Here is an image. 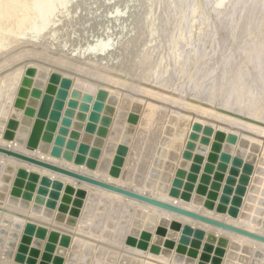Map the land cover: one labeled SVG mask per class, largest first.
<instances>
[{"label": "bare ground", "instance_id": "6f19581e", "mask_svg": "<svg viewBox=\"0 0 264 264\" xmlns=\"http://www.w3.org/2000/svg\"><path fill=\"white\" fill-rule=\"evenodd\" d=\"M74 1L75 0H0V55L7 53L8 55L10 53L14 54V51L12 52L10 50H14L16 47H19L25 43L27 45L28 43L29 45H39L42 49L41 52L32 51L31 53H28L27 51L24 52L25 49H21L23 52L16 55H5L6 57L8 56L7 58L5 57V59H3L4 57H0V59H3L2 61L0 60V71L7 70L9 66L16 63L19 59L21 60L23 57L30 56V60H37L46 65H52L74 74H83V77L75 75L73 76L69 73H67V75L65 72H61L57 68L54 69L45 65L44 67L41 64L34 63V61L33 63H28L29 66L37 67V70H39L38 68L42 69L41 67H44L43 69L48 70L49 73L58 72L60 73L61 77H69L73 80V82H78V87L80 89H78V92H74L75 94L73 96L75 99H77L76 97L78 94V101L76 102H78L82 107L86 106V102L89 101V98L93 96L92 94L98 88L106 90V92L109 94L114 92L113 90L115 89L112 90L114 87L123 89L121 91L126 90V93L119 92L118 94L120 96H124L122 102L126 101L124 102V105L128 104L127 112L133 110L137 113H140L137 111V109H139V105L143 107L142 115L140 114V119L138 123H136L138 124L137 128L135 127L136 129H133L136 119L130 118V114L127 120L122 119V122H114L115 126H109L108 131L111 130L108 132L110 137H107L106 135L107 140H104V142H118L119 135H121V138L119 139L120 142L124 141L126 143L129 141L128 147L130 148H128L127 159H124L127 154L124 153L123 150H121L119 147L115 148V146H113V150H110V153H106V156L102 155L101 157L100 155L98 158L100 160H97L96 164L92 165L90 163L92 159L76 161L75 157L77 155H74L73 152L71 153L70 158L64 157V155L61 154V151L59 152L60 154L53 153L50 147H48L46 143L39 139H36L37 141L35 142L34 140L30 141V137L29 139H27L28 137L24 138L25 135L24 132H22L23 126H20L18 129H16L17 126H15V123H13L15 127L13 126L12 130H9L10 133L8 132L6 134V128L4 127L5 130L1 134L3 139L0 137V147L34 158L41 162L52 164L65 170L84 175L116 188L158 200L160 202H165L167 204L194 212L218 222H222L224 224L264 236V61L261 65L258 63L259 67H255L257 63L256 60H260L264 54L261 52V48L264 47V39H262V43V40H260V37L264 36L259 37L258 35L260 32H257L258 35L256 34L257 38H260L257 39V42L261 44L256 45V39L253 43L249 38V41L246 39L248 44L243 43L247 45V48L244 49L245 57L243 56L244 58H241L244 60L250 59L254 63L256 62L255 66L254 64L252 65V69L246 71L245 67L248 65L245 64V62H243L244 65H241L242 60L240 61V59L237 58L238 49L240 46L241 48L245 46L243 45L242 47L240 41L249 36L254 39L256 36L254 34L253 36L249 31L247 32V28L241 29L239 31L237 30V32L233 34L224 33L227 32L225 31L227 29L231 30L232 27H230L231 25L228 26V23L230 20H233V18L238 21L244 20L245 24V20L248 19V16L249 19L251 17V11L253 10L251 9V6L244 5L245 7L237 9L232 8V2L234 1L236 3H241L242 0H217L212 7L206 8L205 5L208 0H194L192 7L188 9L189 4L187 5L188 2L186 3L184 0V3L187 5V7L184 8L185 10L186 8L189 10L190 18L185 20V10L178 12V10L175 9V6L174 9L176 12L174 13V20L172 19L175 21L172 22L173 25L175 24V27L170 25L171 30L174 29V31H170V33H164V31H166V21H164V17L166 16L163 17V21L161 23L156 24L154 22L153 18L156 17V14L155 17H153V14L155 12L157 13L160 9L157 11H146V21L140 26L144 41L142 43V47L135 53L131 52L132 47L130 46L138 41L136 36L133 34H128V32L119 31L121 32V37L119 34V39L118 37L116 40L114 38L111 39V36L104 37L103 39L98 38L95 40V42H93V44L81 49L78 48V51H74L75 54L73 52L72 54H69V52L66 53L64 46L53 43L54 39L58 36L56 27L63 26L61 25V22L60 24H56L53 18L56 13L65 9V7L69 4L79 2V0L76 2ZM163 1L164 0L161 2ZM167 1L165 2L169 4L163 8V12L171 13L172 8L170 7L172 6L169 7V5L172 3H170L169 0ZM173 1L176 3V0ZM155 2H157V0ZM253 2L255 3V1ZM242 4L243 2L241 5ZM176 5L178 4L176 3ZM248 6H250V8H248ZM140 10V8H131V5L125 9L123 6L121 11L112 9L111 17H114L113 19L115 20L124 19L125 21H128L140 14ZM258 10L261 9L258 7ZM261 11L262 14L259 16L256 15L257 10L256 13H254V17L256 15L255 18L258 17L260 19L261 17V20H259L257 26H254L256 29H259L258 27L264 25V7H262ZM249 12L250 15L247 16V13ZM252 12H254V10ZM162 14L163 13L161 12L160 15L162 16ZM73 17L74 14H72L69 18H65L64 23H69L75 19V17ZM94 18L92 19L94 20ZM158 20L162 19L160 18ZM219 20H221V22ZM255 21L257 20L255 19ZM250 22L253 21L251 20ZM250 22L248 21L247 24ZM55 24L57 26H55ZM69 25L71 24H68V26ZM241 26L242 25H238L240 28ZM251 27L252 26H250V29L253 31L255 28L253 29V27ZM149 28L150 30L148 31L147 29ZM153 29L158 31L156 36L154 38H151V36L148 37V35L152 33L151 30ZM167 29L170 30L169 28ZM256 29L254 32L258 31ZM262 29L264 30V27ZM72 38L69 39L71 40ZM250 41L251 44H254L252 46L250 45L251 47L248 46ZM123 48L124 51L122 50ZM55 50L58 51L57 57H51L49 56L50 54L47 55L48 53L54 52ZM43 51H45L47 54L45 52L42 53ZM114 53L115 59H109V56L112 57V54ZM66 54L73 60L67 57ZM123 54L125 55V59L120 57ZM226 54L228 55L225 56ZM64 55L67 58H63L62 56ZM119 57L123 58L125 61ZM225 57L228 59L229 63L232 61L233 62L223 67L224 65H222V63L225 60ZM119 59L123 61L121 62ZM230 59L232 60L231 62ZM235 59H237V61ZM70 60H76L84 64L87 63L91 66H97L101 70L100 72H96L95 70L88 69L86 66L82 67V64H74ZM17 67L15 69L12 68V71L9 70V72H5L4 76H0V88L1 85L6 87V85L1 84V80L3 78L9 79V76H13V74L20 71ZM17 74L19 73H16L15 75ZM118 75L121 76L118 77ZM92 78H95L97 81L104 82L105 84H108V86H104L100 83H94L92 82ZM208 78L209 80L206 82ZM14 79H16V77H14ZM11 80L12 82L14 81L12 77L10 81ZM147 83L152 84V86L148 87ZM10 85L11 83H9V86ZM13 88L14 86L12 87V90ZM161 88H167V90L164 92L159 91ZM247 89H253V95ZM9 90H11V88L8 89L7 92H9ZM15 90V92H17V89ZM223 90L224 95H220ZM1 91L2 90L0 89V92ZM245 91L247 94L249 92L250 96L252 95V98L250 97L251 99L248 98L249 94L248 96L245 94L249 100H245V98H243ZM11 92L12 91H10L9 94H11ZM129 92L133 94H130ZM2 94L3 93H1V95ZM114 94H116V92ZM142 97H146L148 100H144ZM3 99L4 98H2L1 101H3ZM72 99L74 98L72 97ZM192 99H197V102H193ZM131 100H135V102H137L139 105L135 104ZM90 101L92 102V100ZM157 102H160L162 105L158 104ZM205 102L209 103L206 104ZM91 104H89L90 109L92 106ZM103 104H101V106L98 108V112H100L102 115L106 110V107ZM165 104H169L177 108L174 111L169 110V112H172L173 114L170 113L167 115L169 116V125L176 128H170V130L174 129V133L172 134L168 143L161 144L163 151H161V153L157 152V158L155 157V159L154 156L156 152L154 151L152 159L148 161V155L140 153V146L138 145L139 141H137L135 137H125L123 134L130 133L132 132L131 130H134V136H138L143 132L150 131L151 127L156 124L153 123L154 117H166L167 113L165 110L167 109L163 106ZM117 106H115V112L117 111ZM5 109L7 108H4V110ZM90 109H88V111ZM10 115L8 116L10 117ZM121 116L123 118L124 115L121 113ZM144 117L148 119H143ZM129 118L132 120H129ZM102 119L103 118H99L98 121H95L97 125L96 128H99L100 123L102 124ZM6 120L7 119L5 117V121ZM72 120H74V118ZM125 121H130L132 125ZM19 122H21V124L27 125L24 118L17 120V123ZM77 122L79 121L77 120ZM192 122H196L197 124L199 123L203 128L210 126L213 128V131H224V136L227 137V143H225V146L229 151H232V155L237 151L240 152L243 160L250 161V165L248 167L251 170L249 174V181L245 187V192L242 195L240 205L235 207L233 203L234 198L239 192L238 189L240 186V179L238 175H235L236 171L233 173V170L229 171V168H227V171L219 178L220 181L218 183L217 192H215L216 196H213L214 199L212 200V206L208 205L206 200H200L197 198L195 192L191 191V187L198 184L199 178L202 174L201 172L207 167V163L204 164L205 161L204 163H201L199 167H197V170H195V172H197L195 174L192 173L194 170L192 171L190 169L192 172H189L187 171L188 167H186L184 170L185 173L182 172V174H185V176L183 180L184 182L181 185H179V181L177 179H174V171H176L177 167L182 163L181 154L184 148L189 146L194 151L204 152L205 150H208L212 140V136H210L207 139L209 142L199 141L196 142V146L189 145V123L190 126H192ZM85 123L86 120L83 125H85ZM88 127L86 129H88ZM98 128L97 130L94 129L93 134H90L84 126V130L82 129L83 133H79L80 138L85 139L89 144L88 148L91 146V151L89 154L92 156V158H95V154L92 155V153H94L93 149L96 146L100 147L99 142H97V137H95L99 133ZM56 134L54 133V135ZM58 138H61V136H58ZM93 142L94 145L92 144ZM39 150H42L43 152ZM121 158L123 160L118 164V161ZM83 159H86V157L83 156ZM145 161L148 163L146 166L148 171L146 174L142 175V167L145 166ZM0 162L4 165V173L9 175L12 181L16 178L17 170L24 169L28 172L37 173L40 177L47 176L52 181H60L62 183L61 194H63L64 186L66 185H71L75 187V189L84 191L85 195L83 198V206L80 208L81 214L79 213L80 218L78 219V216L74 220L71 219V221L66 219L67 215H65V217H56L57 210L56 212L52 211L45 213L44 210H46V208L43 201L45 200V197L38 195L36 190L33 192L23 191L20 196L15 197L12 196L8 190L4 194L3 201H0V218H3V221L8 219L9 226L12 224V226H15L17 223H20L22 226L25 224L28 226H34L38 229H46L48 232L52 231L53 233H56L58 240L69 238L71 246H69L67 252L75 247V249L78 248L83 251L91 249L92 251L96 252L97 250L102 254L103 260L106 261H111L113 259L118 260L120 257L122 260L123 258L129 259L130 256H134L140 259L142 264H195V259L197 258L198 254L195 257H192L193 259L191 258L193 262H189V253H186L185 255H178L174 248V244H177L176 241H178L177 239L181 235L183 226L188 225L190 228V236L195 230H202L204 233L201 243V246L203 245L202 254H205V244L210 246V248L212 247L209 251L212 252L213 248L217 250L215 252L217 254L212 257V264H241V262L238 261V257H233L231 260H229L227 257L228 253L232 252L236 254L237 251L249 250L252 253H261L264 259V242H260L230 230L222 229L199 220L183 216L176 212L149 204L133 197H129L114 190H109L88 182L79 181L49 169L7 156L3 153H0ZM116 164H118L120 171L118 172V175H113L109 171V168ZM123 166L125 171L122 173V177H119L121 173V167ZM229 166L230 165L228 164V167ZM228 172L230 173L228 174ZM232 176L235 177L234 183H231L234 191L231 195L226 197L227 211L224 213H219L216 211V206L220 203V198H222V188L226 184L227 179ZM3 179L2 177L0 178V188H2L4 186L3 184H5V179ZM12 181L8 188L11 187ZM208 185L211 187L210 184ZM210 194L211 193H209V195ZM196 198L198 200H196ZM233 207H235L236 211L232 209ZM137 208H141L143 210H136ZM134 210H136V213L139 217L133 221L134 226L131 230V237H129L128 240L133 243L135 240H133L132 236L138 237L139 234L146 229L153 232L152 234L155 236V238L153 236L155 240L157 239V232L159 230L162 231L166 229L168 233H165L166 235L159 239L160 242L156 241V247L158 246L157 248L159 251L153 250V246L148 247L145 251H143L124 244V239L126 234H128L127 232L131 225L130 223L134 214ZM97 212L99 213V216L100 214L102 215L103 218H101V216L100 218L103 221L100 220V223L103 222V224H97L99 223L97 222L95 226V224L92 223V218L95 214H97ZM95 218L98 220L100 219L97 218V216ZM173 224H180L179 229L174 230L172 227ZM12 226L11 228H8V231L12 229ZM166 240H171L173 244L172 248L168 249L165 247L164 242H166ZM207 242H211V244H208ZM219 242L225 246L224 249L218 248L217 243ZM122 250H132L142 256L143 259L129 252L119 254ZM5 253V250L2 251L0 249V264H30L29 262H26V260L18 259L15 255ZM210 254L212 255V253ZM12 256L13 258L11 259L6 258ZM186 259H188V261ZM197 261L198 259H196V262ZM263 261H258V264H264ZM137 263L138 262L135 264ZM115 264H117V262Z\"/></svg>", "mask_w": 264, "mask_h": 264}, {"label": "rangeland", "instance_id": "374dc122", "mask_svg": "<svg viewBox=\"0 0 264 264\" xmlns=\"http://www.w3.org/2000/svg\"><path fill=\"white\" fill-rule=\"evenodd\" d=\"M76 1L77 0H75L74 2H76ZM155 1L156 0H79L78 3L69 4L68 6L65 7V9L56 13V15L53 18V20L56 22V24H58V23L60 24V22H61V25H63L61 27H56L58 36L54 39L53 43H55L56 45L60 44L61 46H64L66 53L69 52V54H72V52L74 53V51H76V50L78 51V48L81 49V48H84L86 46L93 44V42H95V40H97L98 38L103 39L104 37H107V36L110 37L111 36L110 37L111 39L114 38L116 40L117 37L119 39L121 37V32H119V31H122V32H128V34H133L138 39V41L136 43H134L130 46V47H132L131 52L135 53L142 47V43L144 41L143 36L141 34L142 29L140 28V26L143 24V22L146 21L145 15H146L147 10L157 11L160 9L158 11L159 13L155 12L153 14V17H155V14H156L155 18L157 20L152 17L156 24L161 23L163 21V17L166 16V17H164V21H166V24H165V30L166 31H164V33L166 34V33H170V31L171 32L174 31V29L171 30L170 25H172V27H175V24L174 25L172 24V22H175V21H173L174 20L173 19L174 13L176 12L175 9L178 10V12L181 10H185L184 7H187L188 4H189L188 9H189L192 7V5L194 3V0H191V1L185 0L186 3L188 2L186 5L184 3L185 2L184 0H179V2H178V0H176V3L178 4V5H176L175 1L169 0L170 3L173 4V5L172 4L169 5V7L172 6V7H170V8H172L171 11L172 12L174 11L173 15H172V12L171 13H164L163 12V8H165L169 4V3H167L168 2L167 0H164L163 2H161L162 0H157V2H155ZM158 1H160V2H158ZM165 1H167V2H165ZM215 1H217V0H208V2L205 5L206 8L212 7L213 4L215 3ZM253 1H255V3ZM253 1H251V0L250 1H248V0L243 1L242 0L241 1V3L243 2L242 5H241V3H236L234 1L232 2L233 3L232 8H237V9L241 8V7L242 8L245 7L244 5H246V6L250 5L251 9L254 10V12H252L253 10L251 11V17H250V19L253 22H250L251 20L249 19V16H248V15H250V12H249V13H247L248 19L245 20L246 25L244 24V20L238 21V20H235L233 18V20H230L228 23V26L231 25L230 27H232L233 29L232 28H231V30L227 29V30H225L227 32H224L225 34L226 33L233 34V33H236L237 30L239 31L241 29L247 28L246 29L247 32L249 31V32H251L252 35L254 34L256 36L253 39L248 35L249 37L244 38V40H241L240 44L242 45V47H243V45H245L243 43L248 44L249 39H251V41L253 43H254V40L256 39V41H255V44H256V42L258 41L257 39L260 36H264V30L262 29L264 27V25H262L261 27H258L260 30L255 28L257 26V24L259 23V20H261V17H260V19L258 17L257 18H255V17H256V15L259 16L262 14L261 10H262V7H264V3H263L264 0H257V2H256V0H253ZM128 4H129V6L131 5V8H140L141 9L140 14H138L132 20H128V21H125L124 19L115 20V19H113L114 17H111V10L112 9H114V10L117 9V10L121 11L123 6H124V9L129 7ZM182 4H183V8H182ZM184 5H186V6H184ZM125 6H127V7H125ZM175 6L176 7L178 6V7L176 8ZM207 6H209V7H207ZM234 6H236V7H234ZM250 6H248V8H250ZM252 6L253 7L255 6V7L253 8ZM149 7L152 9H150ZM174 7H175V9H174ZM258 7L261 10H258ZM188 9L186 8V10L184 11V16L186 17L185 20L190 18ZM256 10H257V13H256ZM161 12L163 13L162 16L160 15ZM259 12H261V13H259ZM254 13H256L255 17H254ZM72 14H74L75 19H73L69 23L65 22L66 23V26H65L64 19L69 18ZM92 18H94V20ZM160 18L162 20H158ZM254 18L258 22L255 21ZM219 21L221 22V20H219ZM248 21L250 23H253V24H250V23L247 24ZM240 22H242V23H240ZM62 23H64V24H62ZM235 23H236V25H235ZM263 23H264V21H263ZM56 24H55V26H57ZM68 24H71V25L68 26ZM238 25L239 26L242 25L241 28L238 27ZM249 25L252 26L253 29L255 28L258 31L254 32L255 29L253 31H251L252 29H250ZM167 28H169L170 30H168ZM147 30L149 31L150 28ZM151 31H152V33L150 32L151 34H149L148 37L151 36V38L152 37L154 38L158 31H156L155 29H153ZM257 32L258 33L260 32L259 35L257 34ZM119 34H120V37H119ZM248 34H250V33H248ZM256 34L259 36L258 38H257ZM69 35H70V37H69ZM68 37L69 38L73 37V38L70 40ZM260 38H259L260 40L264 39V37H260ZM246 39L248 40L247 42H246ZM251 41H250V44L248 45L249 47L254 45L253 43L251 44ZM262 42H263V40L261 41V43ZM261 43L257 42L256 45L261 44ZM240 44H239V46H240ZM23 45L19 46L20 49H19V47H16L15 49L13 48L14 50L11 49L10 51H12V52L14 51L13 53L16 55L18 53L23 52L22 50H24V49H25L24 52L27 51L28 53L29 52L31 53L32 51L41 52V50H42L39 45H29V43H28V45L26 43ZM240 48H241V46H240ZM240 48L238 49L237 58H239L240 61L242 60L241 65H244L243 62H245V64L248 65L247 66L248 68L245 67L246 71L252 69L253 68L252 65L254 64V66H255L256 62L257 63H256L255 67H259L258 63H259V65H261L262 62L264 61V54H263L264 53V47L261 48L262 49L261 52H262L263 56L261 54V56H262V57L260 56L261 59L260 60L258 59L259 62H258V60H256L255 63L253 61H251L250 59H245V60L242 59L245 57L244 56V49L247 48V45H245L241 49ZM122 50L124 51V48ZM15 52H17V53H15ZM44 52L45 51H43L42 53H44ZM125 52H127V51H125ZM57 53H58V51L55 50L54 52H50V53H48V54L46 53V54L47 55L50 54L49 56H51V57H55V56L57 57L58 56ZM240 53H241V55H240ZM11 54L12 53H10L9 55L10 56L14 55V54H12V55ZM5 55H8V53L0 55V57L1 58L4 57L3 59H5V57H6ZM123 55H121L120 57L124 58L125 55L124 56ZM130 55H132V54H130ZM227 55L228 54H226L225 56H227ZM66 56H67V54H66ZM66 56L64 55L62 57L63 58L69 57V56H67V57ZM29 58H30V56L23 57L21 60L19 59L16 63L9 66V68H7L8 71L7 70L0 71V74H1L0 76L2 77V76H4L5 72H9V70L12 71V68L15 69L17 66H19L17 68H19V70H20V71L16 72L19 74L15 75L16 74L15 73V74H13V76L12 75L9 76V79L3 78L1 80L2 81L1 84L6 85V87L1 85L0 89L2 91L0 92V95H1V93H3L4 97L2 94L0 97V101L2 100V98H4L7 101H5L3 99V101L0 102V107H1L0 113H2V114H0V116L2 115L0 118V135L2 134V132H4L5 128H6V134H7L9 132V130H12V128L14 126L13 123H15L16 124L15 126H17L16 129H18L20 126H23L22 132H24V135H25L24 138L28 137L27 139H29V137L37 136V138L41 141L43 138H45L46 141L44 143H46L48 145V147H50V149L55 147L61 151V154H69V153L73 152L74 155L75 154L79 155L81 153V152H79V147L81 145L88 144L85 139L80 138L79 133H83L82 131L84 130V126L86 129V126L89 123L94 124V129L97 130L98 127L96 128L97 125L95 123V120L97 119V121H98L99 118H103L102 124L100 123L99 128H98L99 133L95 136V137H97V140L100 143V147L96 146L94 149L92 148L94 150L95 158H92V156L89 154V152H90L89 151L84 155L86 157L85 160H87V159L91 160L92 159L94 161V164H96L97 160L98 161L100 160V159H98L100 157V155H101V157H102V155L106 156L107 155L106 153H110L111 152L110 150H113V146H115V148L119 147L121 150L124 151V153L127 154L128 148H130V147H128L129 141L126 143L124 141L120 142L119 139L121 138V135H119L118 142L117 141L116 142L115 141L104 142V140L105 141L107 140V137H110V134L108 133L111 131V130L108 131L109 126L110 125L115 126L114 122H116V123L118 121L122 122L121 121L122 119L127 120L130 114H131L130 118L136 119L134 122V125H133V129L135 130L137 128L138 124H136V123H138V121L140 119V114L142 115L143 107H141L137 102H135V100H131L135 104L139 105V107H138L139 109H137V111L140 113H137L133 110L127 112V105L128 104L124 105V102H126V101L122 102L123 101L122 99L124 96H120L118 94L119 92L120 93L121 92L126 93V90L121 91L123 89H120L118 87H114V88H112V90L115 89V90H113L114 92L112 94L106 93L107 98L104 101H102L101 100V98H102L101 93L106 92V90H104L102 88H98L94 92L95 95H94V93L92 94L94 97L92 96L91 98H89V101L86 102V106L82 107L79 105L78 102H76V101H78L77 100L78 94L76 97L77 99H75V97L73 96L75 94L74 92H76V91L78 92L79 91L78 89H80L78 87V85H79L78 82H75V81L73 82V80L71 78H69L68 76H65V77H68V78H65L68 80L67 82L62 81L64 77H58L56 79L55 77H53V74L57 73L58 75H60V73H58V72H50L49 73L48 70L43 69V68L45 66H47V67L49 66L50 68H54V69L57 67L52 66V65H46V64L39 62L37 60H30L31 58L30 59ZM69 58H71V57H69ZM123 58H120V59H123ZM262 58H263V60H262ZM3 59H0V60L2 61ZM109 59L114 60L115 59V53L112 54V57L109 56ZM71 60H73V59L71 58ZM123 60H120V61L122 62ZM235 60L237 61V59H235ZM246 60L247 61L250 60L249 61L250 63L247 62ZM33 61H34V63L41 64L42 66L45 65V66L41 67L42 69L38 68L39 70H37V67L29 66V64L33 63ZM231 61L232 60L230 59V62ZM71 62H73L74 64H80V65L82 64L81 65L82 67L86 66V67H88V69L95 70L96 72H100V70H101L97 66H91L87 63L84 64V63H81V62L76 61V60L71 61ZM223 63H225L226 65ZM223 63H222V65H224L223 67L227 66L228 64H231V63H229V61L226 57H225V60L223 61ZM21 64H22V66H21ZM28 66L32 67V68H36V70L34 71L33 74L29 73V71H28L29 67ZM57 69H59L61 72H65L66 74L69 73L73 76L75 75V76L83 77L82 76L83 74L78 75V74L71 73L69 71H64L63 69H60V68H57ZM20 72H21V74H20ZM39 74H41V75H39ZM20 75H21V78H20ZM114 75H117V74H114ZM120 76L121 75H118V77H120ZM11 77L14 80L13 82H12V80L10 81ZM14 77H16V79H14ZM5 79H7V80H5ZM208 80H209V78L206 80V82H208ZM232 81H233V79H232ZM15 82L17 83V85ZM92 82L100 83L104 86H108V84H105L104 82L97 81L95 78H92ZM206 82H204V83H206ZM4 83H7V84H4ZM9 83H11L10 86H9ZM147 85H148V87L152 86V84H150V83H147ZM13 86H14V88L12 90ZM15 86H16V88H15ZM3 87H4V89H3ZM71 87H76V88H71ZM228 87H229V85H228ZM228 87H227V90H228ZM7 88L8 89L11 88V90H9V92L12 91L11 94H9V92H7L8 91ZM5 89H6V91H5ZM15 89H17V92H15L16 91ZM249 89H251V88H249ZM249 89H247V90L250 91V93L252 94L253 89L252 90H249ZM3 90H4V92H3ZM70 90H71V92H70ZM166 90H167V88L166 89H164V88L159 89V91H162V92H164ZM246 91H245V93L243 92L244 93L243 98H245V100H249L246 97V95L248 96L249 92L247 94ZM115 92H116V94H114ZM127 93H128V91H127ZM13 94H14V96H13ZM130 94H133V93H130ZM225 94H226V89H225ZM220 95H224V90H223V92H221ZM252 95L250 96V94H249L248 98H250V97L252 98ZM5 96H6V98H5ZM9 96H10V98H9ZM69 97H71V98H69ZM72 97L74 99H72ZM142 98L144 100H148V98H146V97H142ZM263 99H264V95H263ZM90 100H92L93 103ZM192 101L197 102V99H192ZM4 102L6 103V105ZM88 103L89 104L92 103L91 109L89 108L90 105ZM208 103L209 102H207L206 104H208ZM101 104L105 105V107H106V110L104 111L103 115L100 114V112H98V108H99V106H101ZM158 104H161V103L159 102ZM2 105L4 108H7V109L4 110ZM65 106H67V107H65ZM75 106H77V107H75ZM115 106H117L116 112H115ZM163 106L166 107V109H167V110H165L167 113L166 117L165 116H162V118L154 117L153 123H156V124H154L151 127L150 131L143 132L142 134H139L138 136H136V135L134 136V132H135L134 130H131L132 132H130V133L123 134V136H125V137H129V136L135 137V139H137V141H139L138 145L140 146V153L141 154L142 153L147 154L148 155L147 156L148 161H150L152 159L154 151L156 152L154 159H155V157L157 158V156H156L157 152L161 153V151H163L162 150L163 147L161 148V146H162L161 144L168 143L172 134L174 133V129L170 130V128L171 127L176 128L174 126L169 125V123H168L169 116H167V115L172 113V112H169V110L174 111L177 108H175L174 106L169 105V104L168 105L165 104ZM8 108H10V109H8ZM88 109H90V110L88 111ZM107 109H108V111H107ZM1 110H2V112H1ZM11 110H12V112H11ZM4 112H7V113H4ZM10 112H11V115H10ZM93 112H94V114H92ZM114 113H115V115H114ZM121 113L124 115L123 118L121 116ZM8 115H10V117ZM93 115L96 116L95 120H94ZM5 117L7 119L6 121H5ZM20 118H24L27 125L21 124V122L17 123V120H19ZM73 118H74V120H72ZM130 118H129V120H132ZM143 119H148V118L144 117ZM77 120L79 122H77ZM85 120H86V123H85V125H83ZM125 122H127V121H125ZM1 123L2 124L4 123V124L2 125ZM5 123L7 124V127H6ZM127 123L132 125V123L130 121ZM1 125H2V128H1ZM191 125L192 126H190V123H189V127H190V131L188 133L189 145L196 146V142H199V141L209 142V141H207V139L210 136H212V140H211V143L209 145L208 150L207 151L205 150L204 152L194 151L189 146L184 148V150L182 151V154H181L182 163L180 166L177 167L176 171H174V174H175V175L173 174L174 179H177L179 181V185H181L184 182L183 180H184L185 174H182V172L185 173V171H184L185 168L188 167L187 171H189V172H192L194 170L192 173L195 174L197 172V171L195 172L196 168L199 167V165L201 163H204V161H205L204 164L207 163V167H206L207 170L206 171L203 170L201 172L202 174H201V177L199 178L198 184L196 186L191 187V191L195 192V195H197V198H199L200 200L201 199L210 200V199H208L209 192L210 193L211 192L212 193L217 192L218 183L220 181L219 178L227 171V168H229V171L234 170V171H232L233 173L236 171L235 175H238L240 180L241 179L243 180V178H244V181H243L244 183L243 184L240 183V186L243 187V194H244L245 187L249 181V174L251 171V170H247L248 166L250 165V161L243 160L240 152L236 151L232 155V151H229L225 146V143H227V141H226L227 137L223 136L224 140L219 138V134L220 135L224 134V131H222V130L213 131V128L210 126L203 128L200 126L199 123L197 124L196 122H192ZM166 128L168 129V131ZM188 129H187V131H188ZM54 133L55 134L57 133V134L54 135ZM88 133L93 134V132H90V131ZM106 135H107V137H106ZM58 136H61V139L65 142V144L61 139L59 141H57V143H56V138H58ZM0 137L2 138V135ZM117 137H118V135H117ZM77 140H78V142H77ZM184 141H183V145H184ZM76 143H78V144H76ZM51 144H54V145H51ZM56 144L60 147H58ZM92 144L94 145V142ZM89 149H91V146L89 147ZM39 151H42V150H39ZM127 156H128V154L124 157L125 160L127 159ZM234 156H236V157H234ZM238 157H240V158H238ZM105 158H107V157H105ZM122 158H123V156H122ZM122 158L120 159L121 161L123 160ZM111 160H112V158H111ZM142 162H144V161H142ZM147 164L148 163L145 161V166L142 167V175L146 174L148 171V169L146 167ZM228 164L230 165L229 167H228ZM118 168H119V166H118ZM122 168H123V170H122ZM124 171H125V169L123 166V167H121V173H120L119 177H122L121 175ZM199 172H200V170H199ZM3 173H4V170H0V174L2 175ZM229 173L230 172H228V174ZM233 173H231V174H233ZM204 179H205V181H204ZM24 180H25V182H28L27 178H25ZM13 182H14V179L12 181L11 187H9V189H8L9 191L13 186ZM190 182H191V180H190ZM169 184H171V183H169ZM169 184H168V186H169ZM208 184H210L211 187H209ZM9 185L10 184H8V186ZM39 186H40V183H39V181H37L35 184L34 191L36 190V192H37V189L39 188ZM200 186H203V187L201 188ZM199 187L202 190L199 191V189H198ZM168 188H170V187H168ZM48 189H49V191H51V190L58 191L59 196L56 199L55 208H52V209L46 207L45 202L49 198H48V196H45V200H44V203H45L44 205L46 208V210H44L45 213H49L52 211L56 212V210H57L56 217H60V216L65 217V215H67L66 219H69V221H71V219L72 220L76 219L81 214L80 208H82V206H83V198L84 197L81 198L80 196H77L75 190L73 192H70L68 190H66V191L64 190L63 194H61V190H56V189H53L51 187H48ZM201 191H204V192H201ZM242 195L239 197L242 198ZM59 198H60V204H59ZM79 199H80V201H79L80 203L77 201ZM76 202H78V204ZM240 203H241V201H240ZM58 204L60 207L61 206L65 207V209L59 211L58 210V208H59ZM138 209H141V208H137L136 210H138ZM136 210H134V214H133V217H132L131 223H130L131 225H130L128 232H127L128 234H126V237L124 239V244L129 246V247L145 251L146 249L145 250L142 249L141 245H139L138 242L136 243V240H139V236L138 237L132 236L133 240H135V242H133V243L128 240L129 237H131V230L134 226L133 221L138 219V217H139L136 213ZM141 210H143V209H141ZM96 216H97V218H100V216H101V218H103L102 215L100 214V216H99V213L97 212V214H95L92 218V223L95 224V226H96L97 222H99L97 224H103V222L100 223L101 218L98 220L95 218ZM79 218H80V216L78 217V219ZM49 219H52V218H49ZM3 220H4L3 218H0V225H1V227H0V249L2 251L5 250V252H6L5 254H10V255H15V256H23L25 259H30V260L34 261L35 264H115L116 262H117V264H135L136 262H138L137 264H142L141 260L134 257V256H130L129 259L123 258V260H122L120 257L118 260L113 259L111 261H108V260L106 261V260H103V256L99 251L96 250V252H94L91 249L83 251L81 249H78V248L75 249V247H73L72 249L69 250V252H67V249L69 248V246H71L70 240H68L67 242H60V240L57 239V241L55 242V241H53V235L54 234L52 233V231L48 232L45 229L44 231L41 232V231H39L38 228L34 227V230L32 232H28L26 229L27 225L23 224V226H22L20 223H17V225H15V226H12L13 225L12 224L11 225L12 229L10 231H8L9 230L8 228H11V226L8 225V219L5 221H3ZM101 221H103V220H101ZM143 232H147L149 234L148 239L145 241H146L147 248L151 247L153 245L152 243L154 242V238H155V236L152 234L153 232L151 230H148V229L144 230ZM166 233H167V231H166ZM153 236H154V238H153ZM161 238H163V236H161ZM177 240H178V241H176L177 244H174L175 249H176L175 245L178 246V244H179V238ZM201 243H202V240H201ZM207 243L211 244V242H207ZM217 246H218V243H217ZM220 247L223 249L225 248L224 245L223 246L220 245ZM189 249H190V246L188 245L187 250H189ZM200 249H201V251H200ZM202 249H203V245L201 246V244H200V246L197 250L198 255L196 258V259H198V261L196 262V259H195V264H212L211 263L212 257L217 254V253H215L217 250L215 248H213L212 252H211V251H207V250L205 251V249H204V252L205 253L207 252L206 254H209L210 257L208 260H203V259H201V254L203 251ZM118 252H119V250H118ZM120 252L121 253H119V254H122L124 252H129V253L136 255V256H139L141 259H143L142 256H140L139 254L135 253L132 250H122ZM176 253L178 255H185L186 254V253H180V252H176ZM210 253H212V255ZM66 256H67V259H66ZM3 257H5V256H3ZM188 257L190 258L189 262H191V261L193 262V260H191L192 256L189 255ZM227 257L229 258V260H231L233 257H238V259H239L238 261H240L241 264H258V261L262 262L264 260L263 255L261 253H257V252L252 253L249 250L248 251H237L236 254L231 252V253H228ZM6 258L11 259V258H13V256L12 257H6ZM136 259H138V260H136ZM167 259H169V258H167ZM186 260L188 261V259H186ZM98 261H100V262H98Z\"/></svg>", "mask_w": 264, "mask_h": 264}, {"label": "water", "instance_id": "95a60500", "mask_svg": "<svg viewBox=\"0 0 264 264\" xmlns=\"http://www.w3.org/2000/svg\"><path fill=\"white\" fill-rule=\"evenodd\" d=\"M28 69H29L28 70L29 73H31V74H33L34 71H35V68H28ZM53 77H55L57 79L58 77H61V76L56 73V74H53ZM62 81L67 82L68 80L65 79V78H63ZM106 93L107 92L101 93L102 94V98H101L102 101H104L107 98V94ZM92 114H94V112ZM93 117H94V120H95L96 119V116L93 115ZM95 121H97V119ZM87 127H88V129H86L87 131H90V132H93L94 131V124L89 123V124H87L86 128ZM223 136H224V134H221V135L219 134V138L220 139H222ZM36 139L38 140L37 136L30 137V141L31 140L33 141L34 140L36 142L37 141ZM60 139L61 138H57L56 143ZM45 141H46V139L43 138L42 139V142H45ZM51 151L53 153H55V154H58L60 152V150L57 149V148H55V147H53L51 149ZM89 151H91V149L88 148V144L81 145L79 147V152H81V153L75 157V160L76 161H85V159H83V156L87 152H89ZM93 152H94V150H93ZM0 153H3L5 155H7V156H10V157H13V158H16V159L25 161V162H28L30 164H34V165L40 166L42 168L49 169L51 171H54V172L63 174L65 176H68V177L77 179L79 181L88 182V183H91V184L96 185V186H100V187H103V188H107L109 190H114V191L119 192L121 194H124V195H127L129 197H133V198L142 200V201L147 202L149 204H153L155 206H158V207H161V208H164V209H167V210L176 212V213L181 214L183 216H187V217H190L192 219L199 220L201 222H204V223H207V224H210V225H213V226L222 228V229L230 230L232 232H235L237 234L246 236L248 238H252L254 240H257V241H260V242H264V236H260L258 234H254V233H251V232L242 230L240 228H236V227L230 226L228 224H224L222 222H218L216 220H213V219H210V218L201 216L199 214H196L194 212H190L188 210H184L182 208H178L176 206H173L171 204H167L165 202H160L158 200H154V199H151V198H147L145 196H141V195H138V194H135V193L126 191V190H122L120 188H116L114 186H111V185H108L106 183H103V182L94 180V179L89 178V177H86L84 175H81V174H78V173H75V172H71L69 170H65L63 168L54 166L52 164H48V163L41 162L39 160H36L34 158L25 156L23 154H19L17 152H13L11 150H7V149L1 148V147H0ZM93 154L94 153H92V155ZM63 155H64V157H69L70 158L71 153H69V154H63ZM90 163L93 165L94 164V161L91 160ZM119 163H121V160L118 161V164ZM118 164L113 165L112 167L109 168V171L113 175H118V172L120 171L119 168H118ZM4 169H5L4 168V165L0 162V170H4ZM196 170H197V168H196ZM204 170L206 171L207 169L205 168ZM247 170H250V168H247ZM1 177H2V179L3 178L5 179V181H4L5 184H3L4 186L2 188H0V190H1L0 191V201H2L4 199V194L9 189L8 188V184L11 183V178L6 173H3L2 175L0 174V178ZM25 178L28 179V182H25V180H24ZM234 179H235L234 176L229 177L227 179L226 184L222 188V198H220V203L216 206V211L219 212V213H224V212L227 211V207H226L227 198L226 197L228 195H231L233 193V191H234L233 188H232V185H231V183H234ZM37 181H39V183H40V186L37 189V194L40 195V196H44V197L45 196H48L49 199L46 200V202H45L46 203L45 204L46 207L47 208H50V209L55 208V206H56V199L58 198L59 193H58V191H55V190L49 191L48 187H51V188L56 189V190H61L62 183L60 181H58V180L52 181L47 176H41L40 177L37 173L28 172L27 170H24V169H18L17 172H16V178L14 179V182H13V186L10 189V194L12 196H20L23 191L33 192L34 191V188H35V184H36ZM204 181H205V179H204ZM243 181H244V178H243V180L242 179L240 180V183L243 184L244 183ZM200 187L202 188L203 186H200ZM200 187L198 188L199 191L202 190ZM64 190L65 191L68 190L70 192H73L75 190L76 191V195L77 196H80L81 198L84 197V195H85L84 191H82L80 189H75L71 185L64 186ZM238 190H239L238 195L234 198V202H233L234 205H235V207L240 204L241 198L239 196H241L243 194V187L242 186H239V189ZM201 192H204V191H201ZM186 195H188V194H186ZM213 196L215 197L216 194L214 192L213 193L211 192L210 195L208 194V198L210 200H206V203H208V205H210V206H212V203H213L212 202V200L214 199ZM196 200H198V199H196ZM77 201L79 202L80 199L77 200ZM78 202H76V203L78 204ZM235 207L232 208L234 211H236ZM64 209H65V207H63V206H61V207L59 206V208H58L59 211L64 210ZM26 227H27L26 229H27L28 232H32L34 230V226H30V225L28 226L27 225ZM172 227L174 228V230H177V229H179L180 224H176V225L173 224ZM39 231L42 232V231H44V229H39ZM166 231L167 230L164 229L162 231L159 230L157 232V234H158L157 235V239L154 240L153 245H152L153 246V248H152L153 250L159 251L158 248H157L158 246L156 247V244H157L156 241L157 242H160L159 239H161V236L166 235L165 234ZM53 234H54L53 235V241L56 242L57 241V235H56V233H53ZM203 236H204V233H203L202 230H195V231L192 232V235L190 236V228H189V226L188 225H184L183 226V229H182V232H181V235L179 236V244H178V246H176L175 251L176 252H180V253H189L190 256L195 257L197 255V250H198V248H199V246L201 244V240H202ZM148 237H149V234L147 232H143L142 231L139 234V240H136V243L138 242V244L141 245V248L144 249V250L147 248V245H146V241L145 240H147ZM68 240H69V238H63L62 240H60V242H67ZM164 245L168 249L169 248H172V246H173L171 240L170 241L169 240H166V242H164ZM188 245L190 246V250H187V246ZM220 245L223 246V244L221 242H219L218 243V246H219L218 248H221ZM204 249L207 250V251H209L211 248H210V246L205 245ZM16 257L18 259H20V260H26V262H29L30 264H35L34 261H32L30 259H25L23 256H16ZM209 257L210 256L205 253V254H202L201 259L208 260Z\"/></svg>", "mask_w": 264, "mask_h": 264}, {"label": "crops", "instance_id": "0c3cea01", "mask_svg": "<svg viewBox=\"0 0 264 264\" xmlns=\"http://www.w3.org/2000/svg\"><path fill=\"white\" fill-rule=\"evenodd\" d=\"M201 251V250H200Z\"/></svg>", "mask_w": 264, "mask_h": 264}]
</instances>
